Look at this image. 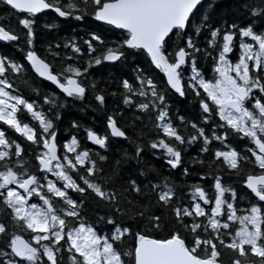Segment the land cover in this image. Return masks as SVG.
Instances as JSON below:
<instances>
[{"label": "snow or ice", "instance_id": "6c2138e0", "mask_svg": "<svg viewBox=\"0 0 264 264\" xmlns=\"http://www.w3.org/2000/svg\"><path fill=\"white\" fill-rule=\"evenodd\" d=\"M201 3L0 0L9 12L6 23H0V41L24 40L17 45L23 62L0 55V264H65V259L68 264H222L225 253L227 264H264V0H242L246 18L233 21L210 18L201 12ZM43 10L75 21L92 17L125 35L106 42L90 31L89 39L82 40L86 53L75 36H67L63 52L56 41L46 44L41 55L34 45V28L36 14ZM13 19L24 31H15ZM200 35L204 47L198 44ZM131 49H142L154 66L137 65L131 82L118 81L121 103L139 112L132 121L141 128L128 123L133 138L118 126L115 117L123 109L106 115V128L112 137L132 143L134 156L124 157L138 164L145 149L154 157L162 150L167 166L176 169L182 151L202 145L191 160L203 169V156L209 157L207 171L198 175L211 178V198L196 183L187 185L190 196L185 202L175 183L152 166L127 176L114 167L108 174L102 167L108 157L101 151L81 149L76 135L58 142L55 121L69 98L82 100L92 89L98 106L105 104L90 70L102 62H119ZM154 70L163 74L159 83ZM6 72L42 78L65 99L47 93L42 99L46 113L12 87ZM31 90L38 94V89ZM175 94L192 96L197 120L171 110L169 100ZM22 115L32 123L20 119ZM71 126L79 127L75 121ZM8 130L27 147L6 138ZM85 132L87 141L107 151V135ZM229 140L242 147L237 150ZM217 158L250 190L249 198L239 197L240 206L235 188L222 185L220 165L213 169ZM188 174L185 166L181 176ZM86 198L105 213L97 214L95 223L83 215ZM102 224L109 233L99 231Z\"/></svg>", "mask_w": 264, "mask_h": 264}, {"label": "trees", "instance_id": "16d2710c", "mask_svg": "<svg viewBox=\"0 0 264 264\" xmlns=\"http://www.w3.org/2000/svg\"><path fill=\"white\" fill-rule=\"evenodd\" d=\"M242 0H203L200 4L201 12L206 13L210 18L214 20H219L221 18L233 21L237 18L245 19L246 13L241 9L240 4ZM212 4L209 8L208 5ZM200 13H198L199 15ZM9 16L8 9L5 5L0 4V22L6 23ZM12 24L15 25V31L20 33L24 31L22 26L15 24L13 19ZM53 25L51 28L46 27V25ZM90 31H95L97 34L101 35L106 42L116 41L124 38V31L116 29L110 25L102 22L95 21L92 17H85L83 21H75L69 18H56V14L46 11L41 15L36 16L35 28H34V45L39 54L43 55L44 46L49 42H61V52H63L62 41L67 36H75L77 38V43L81 47L82 52L86 53V45L82 43V40H88V33ZM23 37L18 42H8L6 44L0 43V55H7L10 59L22 61L23 53L17 50V45H23ZM97 50H100L101 46L92 42ZM198 44L200 47H204V35L198 37ZM106 47V45H104ZM55 50V48L53 49ZM85 59L86 57H80ZM210 63V60H209ZM140 65L144 68L154 69L150 63L147 55L143 51L128 50L124 57L119 62H102L101 65L94 66L90 72L89 76L92 80L96 81L95 91L102 92L105 96V104L103 108L98 106V103L94 100L93 90L89 89L87 94L82 100H72L69 98L66 101L65 107L60 109V119L55 121L56 128L58 130L57 140L62 142L65 139L70 138L72 135H76L79 141V147L81 149H89L92 152L101 151L108 157L106 164L102 165L105 172L110 174L114 167H118L120 172L127 176L131 172H138L140 168L145 171L148 170L149 166L155 168L161 176H167L171 181L177 186V193L181 195L182 199L187 202L190 193L187 191V185L199 183L208 195L214 189L211 187L212 180L209 177L201 180L199 178V173L201 171H207V164L209 161L208 156H203L205 160V165L203 169L199 164L193 165L191 158L197 157L199 147L202 145H194L193 148L189 147L187 151H182V163L177 166L176 169H170L165 163L164 157L157 150L158 155L153 156L152 152L148 149L142 151L141 163L138 164L135 158L126 159L124 153H127L129 157L134 156V147L132 143L120 137H112L106 128V115L109 113L121 112L123 109V114L121 116L115 117L118 126L122 127L128 132V135L133 137L132 129L127 128L128 123L131 121L136 124V129H140L141 125L132 121L133 115H139V112H133L121 103L120 92L121 89L118 86V81L123 78L129 79L131 82L134 76V68ZM27 66V65H25ZM6 77L12 87L18 89L21 94L26 98L35 100L37 104L41 105V108L46 113L48 112L47 106L42 104L43 97L49 93H56L60 99H65L64 95L57 91L52 85L46 83L39 78H33L32 74L27 76H17L6 72ZM152 75L155 77L157 83L160 82L162 78V73L159 70L152 71ZM27 81V83H25ZM32 88L38 89V94L32 92ZM187 92V89L185 90ZM116 93V95H112ZM169 103L171 104V110L177 112L178 114L186 117L187 119L197 120L198 118V106L195 100L190 94L186 97H180L178 94L171 95ZM147 120V117H144ZM75 121L79 127L73 128L71 126L72 122ZM173 123H176L173 120ZM92 129L97 134L107 135V151H102L99 146L93 145L90 141L86 140L85 129ZM190 130V129H189ZM6 138L15 139L18 142H22V147H27V142L23 141L13 130H8L6 132ZM228 143L233 144L238 150L242 147V143L237 141L234 142L229 140ZM213 147H219V144H214ZM119 161V165L116 162ZM216 164L220 165L222 171L220 175L222 176V185L234 187L237 193L236 202L237 206H240L243 202L239 200L240 196H245L249 198L251 196L250 192L246 190L242 184H240L234 173L227 169V166L222 163V158H217L216 163L213 164V169H215ZM187 166L189 169V174L187 178L181 176V172L184 167ZM243 167L248 168L249 165L245 164ZM70 195H75L69 193ZM225 196L229 194L225 193ZM254 199V197H251ZM87 203L84 206L83 215L90 222L95 223V217L97 214L104 215V211L99 207L96 201L92 198H86ZM99 231L101 233H109L110 229L106 226L99 225ZM167 229H165L166 231ZM131 239L130 237L128 238ZM259 258H257L258 260ZM229 260V254H223L222 263L227 264ZM65 264H68L67 259H65Z\"/></svg>", "mask_w": 264, "mask_h": 264}, {"label": "flooded vegetation", "instance_id": "af4514ba", "mask_svg": "<svg viewBox=\"0 0 264 264\" xmlns=\"http://www.w3.org/2000/svg\"><path fill=\"white\" fill-rule=\"evenodd\" d=\"M47 11H49V12H52L51 10H47ZM44 12H46V11H43V12H41V13H38V14H36V16H38V15H41L42 13H44ZM53 13V12H52ZM0 23H2V22H0ZM133 50H137V51H139V49H133ZM140 51H142V50H140ZM42 109V108H41ZM234 146V145H233ZM191 148H193L194 147V145L193 146H190ZM235 147V146H234ZM238 150V149H237ZM160 153H161V155L163 156V153H162V150H158ZM245 188V187H244ZM246 189V188H245ZM247 190V189H246ZM227 194H229V193H227ZM254 197V196H253ZM255 199V198H254Z\"/></svg>", "mask_w": 264, "mask_h": 264}, {"label": "rangeland", "instance_id": "374dc122", "mask_svg": "<svg viewBox=\"0 0 264 264\" xmlns=\"http://www.w3.org/2000/svg\"><path fill=\"white\" fill-rule=\"evenodd\" d=\"M24 121H27V120H24ZM28 122H30V121H28ZM31 123V122H30ZM37 125H38V122H35ZM213 194H214V190L213 191H211L209 194H208V196L211 198L212 196H213Z\"/></svg>", "mask_w": 264, "mask_h": 264}, {"label": "water", "instance_id": "95a60500", "mask_svg": "<svg viewBox=\"0 0 264 264\" xmlns=\"http://www.w3.org/2000/svg\"><path fill=\"white\" fill-rule=\"evenodd\" d=\"M112 26V25H111ZM113 27H115V26H113ZM0 42H2V41H0ZM149 58V57H148ZM114 62V61H113ZM154 67V66H153ZM108 131H109V133L111 134V132H110V129H108ZM246 187V186H245ZM250 191V190H249ZM223 264V263H222Z\"/></svg>", "mask_w": 264, "mask_h": 264}]
</instances>
